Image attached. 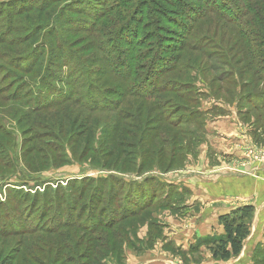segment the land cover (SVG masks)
I'll return each mask as SVG.
<instances>
[{"label":"rangeland","instance_id":"rangeland-1","mask_svg":"<svg viewBox=\"0 0 264 264\" xmlns=\"http://www.w3.org/2000/svg\"><path fill=\"white\" fill-rule=\"evenodd\" d=\"M8 1L10 3L17 0ZM33 1L35 0H23L24 4L21 7L32 5L34 4ZM55 1L48 8L32 10L28 14L16 19V21L22 24L20 32L13 33L9 38H28L29 31H27V28H30V30L34 28L36 31V33L33 32V35L36 37L34 40V51L41 46L45 48L51 43L52 40H48L44 36L45 33H51L52 38L60 43L66 38L69 43L74 42L73 46L75 49H81L87 42L84 39L85 36L79 32L72 31L70 29L71 24L68 22L77 18L79 21L75 22V24L90 29L91 25L88 24L89 22H86L89 19L90 13L100 12L101 10L106 11V4L107 6L115 5L116 7L112 9H115L116 12L112 11L111 16L114 20H117L118 11H122L124 5L121 2L123 0ZM133 1L138 4L145 0ZM259 1L230 0L224 1V5L229 12L230 9L238 10L240 7L249 8L254 4H258ZM7 2L6 0H0V4ZM158 2L162 5L163 9L160 8L161 10L170 9V6H168L169 0L164 2L158 0ZM219 2L221 4L223 0ZM69 6L71 8H68ZM9 8L8 6L4 9L5 16L8 14ZM130 8H134L132 2L130 3ZM79 9L83 12L79 11ZM70 10L74 11L71 12ZM78 11L87 15H81ZM134 15L143 21V23L142 21L140 22L142 23L141 27H136L135 30L137 31V35H140L141 39L143 38V41L147 40L148 32H150V42L152 44H155L156 36L164 35L167 39L163 42V45L170 48L168 51L173 50V53L167 52L164 56L171 58L177 55L176 52L178 51L176 50L181 42L179 32L182 34L177 27H172L169 25L170 23L167 24L166 20L159 17L158 24L151 27L149 25V29H147L148 25L140 17V13L139 15ZM230 17L232 18V15ZM169 20H175V18L171 16ZM132 25L134 26L135 23H132ZM218 27H224L226 31L222 33L219 31L217 35L210 34L211 39L205 45V54L207 56L209 54L211 59L204 58L203 63L202 57L196 59V66L200 63H202V66L191 72L195 85L179 90L180 92H184L188 98L184 101L178 99L177 95H161V99L164 102L161 111H156V108H152L151 112H148L146 106L145 111L141 114L134 112L131 115L132 118L126 121V124H128L126 130H132L131 136L123 135L122 137L121 134L118 136V141L125 143L123 147H116L115 143L118 141H114V144L105 143L107 139L104 133L100 134V132L96 133V136H88L90 143L86 145L85 139L78 138L83 133L79 132L81 131L80 124L82 123V118L75 122L70 133L69 128L67 130L61 129V133L59 131L60 127L57 124L54 126L55 131H49L48 129L37 128L31 124L18 123V120H12L15 117L13 113H16V108H14V111H11L9 107H15L13 103H7L4 105V109H0V115L3 116L2 118L5 123L3 133H10L11 137V143L8 147L5 137L0 140L2 144L0 146V154L2 155L3 151L6 150V158L4 160L1 159L2 165L0 167V264H68L69 257L66 254H71L66 253L64 257L61 254H55L56 248L52 247L53 250L50 248V251H44L39 247V244L55 240V237L47 235L44 233L45 231L43 232V229L55 227L56 223L53 222L55 215L54 211H49L50 208L45 207L43 209L45 205L42 204L43 201L39 200V202L34 203L32 200L35 197H40L42 195L40 194L41 191L46 188L48 198L54 197L56 193H54L53 186L56 187L62 184L65 186L72 180H86L89 178L91 180H98L102 178L107 179V177L115 180L121 179L123 183L124 181H134L142 184L138 186L139 191L136 196H140L141 192L143 195H146L147 191H149L150 201H153L154 204L151 207L149 205L145 206V210L142 213L126 224L124 232L128 239L119 244L115 253L110 252L108 254L105 264H264V243L252 247L250 241H248L243 252L237 258L221 261L213 257L211 251L212 245L207 244L208 240H217L225 235L223 227L219 225V220L218 226L213 227L210 234L204 237H197L196 228L212 219V214L215 217L225 215L223 210H221L222 206L224 208V202L214 203L208 198L207 184L198 183L197 189L199 192H193L195 188L192 183H185V181L194 176L203 177L205 182H208V178L213 176L208 173L207 166H200L196 161L199 156V147L202 143L206 144L209 140L207 128L209 127V123L219 116H226L230 112H235L244 124H247L253 130H257L258 137H254V140L259 150L264 149V120L261 123L256 122L255 115L248 113L252 105L239 102L240 98L250 96L252 100L254 97L256 98L253 102L259 101L263 104L264 83L258 82L249 73L244 74L242 78L238 77V74L231 70L233 66L230 67L226 64L227 61L236 67V60H240L239 56L235 60L234 49H237L235 45L237 44V39L234 34V27L231 24L219 21ZM254 27L256 29L259 28L257 25H254ZM163 28H167L168 31L172 30V33L170 34V32ZM68 31L71 33L68 34ZM258 33H260V30ZM260 42L261 39L259 40ZM44 48L41 50H44ZM259 51L264 52L261 48ZM39 52L34 53L33 56L36 57V54ZM44 52V56H46L48 51L44 50ZM138 52H142L147 56V43L142 45L138 49ZM222 52H226V60L223 58ZM85 54L83 55L87 58L89 54ZM187 54L188 52L184 56ZM151 56H153V53ZM150 57L146 59V62L149 61ZM14 58L15 60L18 59V55L13 52L11 47L7 45L0 46V79L2 80V85L9 90V93L18 91L24 86L21 82V73L13 67ZM33 60L34 57H31L30 61L26 64L30 65ZM256 62H259V64L254 65L252 68H255L257 65L261 66L260 63L264 64V59ZM248 63L247 58L246 61L242 60V65L237 66V69L239 68L240 70L242 67L248 65ZM89 66L91 67L92 65L89 64ZM69 69V66L59 63L54 65L51 70L56 75H59L60 79L58 80L60 81L63 80L62 78L65 79L67 77ZM217 78L223 80L224 83H212ZM165 79L178 80L180 82L186 81L178 73L170 74ZM38 81L40 82V80ZM59 81L52 82L49 80L43 86L38 85L32 88L35 93L42 92L38 97V101L33 103L32 106L44 104L63 95L66 86L58 83ZM246 83H249L246 88L240 87V85ZM29 90L26 88L24 93ZM170 99L174 100L169 101ZM124 109L126 108L123 107L122 110ZM112 116L103 115L102 118L106 120V118L109 119ZM164 119H169V122H173L176 129L167 125L163 121ZM131 122L136 124L141 122V126L137 130H133L132 128L135 126L131 125ZM46 124L53 125L50 122ZM146 126L148 131L144 133V127ZM151 128L156 129L150 131ZM182 130L184 132L188 131L193 136L187 135L183 137L180 135L177 138L176 135L178 132H182ZM159 131V138H154L155 133ZM163 132L167 133L166 137L168 140L175 136L177 138L176 142H170L169 144H165V146L162 145V137L165 134ZM148 134H150L149 136L153 135L150 140H147ZM37 135L38 137H36ZM200 139H202V142L197 144ZM181 146L185 148L184 152H181ZM86 147L85 152L84 149ZM161 149H163L162 152ZM34 150L40 151V155L35 153ZM26 151L32 158L39 156L46 161L37 172L26 171V164L23 160V153ZM109 151L114 152L115 159L108 156L103 158ZM173 152L175 153L174 158H172ZM209 153H211L210 150ZM54 156L63 159L62 161L58 159V162L54 163V160L52 162L50 159ZM97 156L101 157V159H97ZM8 162H10L8 166L14 167L15 171L12 167H4L3 164ZM187 171H195V173L189 175L183 174V172ZM230 173L220 172L216 173V175H234ZM236 175L239 176V174ZM150 180L152 181L151 183ZM158 182L164 185L158 186ZM227 187H230V185H227ZM48 188L50 189L48 190ZM66 188L59 189V191L66 190ZM57 196H60V194L57 193ZM88 196H90V191L87 193L86 198ZM236 201L244 205L251 204L252 202L255 203V206L258 208V217L257 208H255L256 215L251 229H254L256 233L257 229L259 230V227H257L258 223H262L260 228L264 225V197L262 198L261 196V198L242 201L238 198ZM260 213L262 216L261 220H259ZM22 222H24V225H22ZM30 229L37 232L22 234ZM82 235L80 233L78 236L81 238ZM193 235L195 236L193 237ZM41 237L43 240L38 243V239H41ZM183 237L188 238L185 240ZM59 243L60 240L57 239V245ZM113 244L115 246L116 242H113ZM95 245L97 246L99 243L97 244L96 242ZM80 252L81 250L78 251V254ZM79 261L82 264L83 261Z\"/></svg>","mask_w":264,"mask_h":264},{"label":"trees","instance_id":"trees-1","mask_svg":"<svg viewBox=\"0 0 264 264\" xmlns=\"http://www.w3.org/2000/svg\"><path fill=\"white\" fill-rule=\"evenodd\" d=\"M160 1L164 2L166 0ZM219 1L169 0L168 6H170V9L161 10L163 8L158 0H145L138 4L133 0H123L121 1L124 3L123 9L118 11L117 20H114L111 16L112 11L116 12L115 9H112L116 6H107L106 4V11L88 13L89 19L86 22L91 25L90 29L75 24V22L79 21L77 18L68 22L71 24V28H69L72 31L79 32L85 36L84 39L87 42L83 48L75 49L73 46L74 42L69 43L64 38L63 42L60 43L52 38L51 33H45L44 36L48 40L51 39V43L49 46L45 48L41 46L35 51L33 49L34 40L36 39L33 35L36 33L34 28L32 30L27 28V31H29L28 38H9L13 33L20 32L22 24L16 19L32 10L48 8L56 1L35 0L33 1L34 4L23 8L21 7L24 4L23 0L2 3L0 4V46L7 45L18 55V59L15 60L14 58L13 60L15 61L13 67L21 73V82L24 86L18 91L9 93V90L2 85V80L0 79V109H4V105L7 103H13L15 107L12 106L10 108L8 106L11 111L16 108V113H13L15 117L12 120H18V123L31 124L37 128L48 129L49 131H55L54 126L57 124L61 133V129L67 130L68 128L70 133L75 122L82 118L81 131L79 132L83 133L78 138L85 139L86 145L90 143L88 136H96L98 132L100 134L104 133L107 139L105 143L114 144V141H118L120 134L122 137L123 135L131 136L132 130H126L128 126L126 121L132 118L131 115L134 112L141 114L145 111L146 106L148 112H151L152 108H156V111H161L162 104H164L161 95H177L178 99L184 101L188 98L184 92L179 90L195 85L191 72L202 66L204 58L211 59L209 54L208 56L205 54V45L211 39L210 34L217 35L219 31H221L220 33L226 31L224 27H218L219 21L227 22L234 27V34L237 39V44H235L237 49H234L235 60L238 56L240 57L239 61L236 60V67L227 61L226 64L230 67L233 66L231 70L238 74V77L242 78L244 74L249 73L258 82L264 83V64L260 63L261 66L257 65L252 68L254 65L259 64L256 61L264 59V52L259 51L260 48L264 50V0H260L258 4H254L249 8L240 7L238 9L236 7L238 10L230 9L229 12L224 5V1L230 0H223L221 4ZM251 1L254 2L255 0ZM131 2L134 6L132 9L130 8ZM8 6L10 10L5 16L4 9ZM68 8H71V6ZM79 11L82 10L79 9ZM79 11L78 13H81ZM139 13L140 17L147 23V29H149V25L151 27L158 24L159 17H162L163 20L167 21V24L170 23L169 25L174 28L177 27L182 32V34L179 32L181 42L176 50L178 52L175 51L177 55L171 58L164 56L167 52L173 53V50L168 51L170 48L163 45V42L167 39L164 35L156 36L155 44L150 42V32L147 33V40L144 41L143 38H140V35H137L136 27L140 28L143 23L140 18H136L134 15H139ZM158 14L159 16L157 17ZM81 15L87 14L81 13ZM230 15H232V18ZM171 16L175 20H169ZM141 21L142 23H140ZM132 23H135V25L133 26ZM254 25L259 28L256 29ZM163 29L168 31L167 28ZM259 30L260 33H258ZM168 32L171 34L172 30ZM70 33L68 31V34ZM260 35L261 37H259ZM260 39L261 42L259 43ZM145 43H147V56L142 52H138V49ZM42 47L48 51L46 56H44V50H41L43 49ZM36 52L39 53L35 57L33 55ZM187 52L188 54L184 56ZM85 53L89 54L87 58L83 55ZM152 53L153 56H151ZM222 54L226 60V52H222ZM31 57H34V60L30 65H27L26 63L30 61ZM149 57V61L146 62ZM198 58L202 59V63L196 66L195 63ZM246 58L249 62L248 65L240 70L239 68L237 69V66H241L242 60L246 61ZM59 63L70 67L67 77L65 79L62 78L63 80L60 81L58 80L60 79L59 75H56L51 70L54 65ZM89 64L92 66L90 67ZM173 73H178L186 81L180 82L178 80L165 79L166 76ZM49 80L52 82L59 81L58 83L64 84L66 86L64 94L44 104L32 106L33 103L38 101V97L42 93L38 88L36 90L39 92L35 93L32 88L38 85L43 86ZM213 82L224 83L223 80L218 78L214 79ZM248 84H242L240 87L246 88ZM26 88L30 90L25 92V94ZM254 99L256 98L254 97ZM172 100L174 99L169 101ZM253 100L252 97L246 96L240 98L239 102L252 105L248 113L254 114L256 122L261 123L264 120V103L253 102ZM123 107L126 109L122 110ZM103 115L113 116L104 120L102 118ZM2 117L0 115V140L5 137L8 147L11 143V137L10 133H3L5 123ZM163 121L173 129H176V126L173 122H169V119H164ZM47 122L53 125L46 124ZM140 123L131 122V125L135 126L132 129L137 130L141 126ZM144 128V133H146L148 131L146 129L147 126ZM155 129L151 128L150 131ZM252 133L255 138L258 137L257 130H253ZM149 135H147V140H150L153 136ZM180 135L183 137L187 135L193 136L188 131L184 132L183 130L178 132L177 138ZM159 136L160 131L155 133L154 138L157 137L158 139ZM166 136L167 133L162 137V145L165 146V144L170 142H176L177 138L175 136L170 140ZM57 140L60 141L59 138ZM201 142L202 139L197 144ZM115 144L117 148L125 145V143L119 141ZM86 149L87 147L84 149L85 152ZM34 151L40 155V151ZM162 151L163 149H161ZM184 151L185 148L182 147L181 152ZM5 152L6 150L3 151L2 155L0 154V167L2 165L1 159L4 160L6 158ZM105 155L103 158L107 156L116 158L113 151H109ZM172 155V158H174L175 153L173 152ZM50 159L56 163L58 159L62 161L63 158L54 156ZM97 159H101V157L97 156ZM23 160L26 164L27 172H37L46 163L42 157L32 158L27 151L23 153ZM9 163L3 164L4 167H12L8 166ZM12 168L15 171V168ZM157 184L158 186L164 185L161 182ZM141 185L134 181H124L123 183L121 179L115 180L108 177L107 179L98 180L89 178L86 180H72L65 186L64 184L53 186L56 194L51 198L46 195L47 188L41 191L40 194L42 195L35 197L32 201L34 203L39 202V200L43 201L42 204H45L43 209L47 207L50 208L49 211H54L53 222L56 225L54 228L43 229L44 233L55 237V240L51 241L52 243L49 241L39 244V247L44 251L56 248V255L61 254L64 257L66 255L69 257L68 264H81L79 260L83 261L82 264H105L108 254L110 252L115 253L119 244L128 239L124 232L126 224L142 213L145 210V206L149 205L151 207L154 204L153 201H150L149 191H147L146 195L141 192L140 196H136L139 191L138 186ZM64 187H67L66 190L60 192L59 189H64ZM89 191L90 196L86 198ZM57 193L60 196H57ZM255 215V207L246 205L219 217V225L223 227L225 235L217 240H208L209 242L207 243L212 245L211 251L215 259L229 261L241 255L244 243L251 234V226ZM22 225H24V222H22ZM35 232L37 231L30 229L22 234ZM80 233L83 234L81 238L78 236ZM39 239L38 243L42 242V237ZM57 239L60 240L59 245H57ZM96 242L99 245L96 246ZM113 242H116L115 246ZM79 250L81 252L78 254Z\"/></svg>","mask_w":264,"mask_h":264},{"label":"crops","instance_id":"crops-1","mask_svg":"<svg viewBox=\"0 0 264 264\" xmlns=\"http://www.w3.org/2000/svg\"><path fill=\"white\" fill-rule=\"evenodd\" d=\"M208 126L209 140L206 144L202 143L199 147V156L196 162L200 166H207L208 173L213 176L208 178V182H205L203 177L192 176L193 178H189L185 183H192L195 188L193 192H199L197 189L198 183L207 184L208 198L214 203L224 202V208L223 206L221 208L224 214L246 205H252L257 208L254 202L244 205L236 201L238 198L242 201L264 197V163L257 161L254 157L259 147L254 140L253 129L244 124L235 112L217 117ZM209 146L211 147L209 148ZM209 150L211 153H209ZM220 172H231L234 175H216V173ZM192 173H195V171L183 172V174L187 175ZM236 174H239V176ZM227 185H230V187H227ZM195 195L197 196V194ZM212 215V219L202 223L199 227L197 226V237H204L210 234L211 229L218 226L219 216L215 217L214 214ZM261 217L260 213V219H258L261 220ZM261 224L260 222L258 223L257 227H259V230L257 229L256 233L254 229H251L252 234L245 242L244 247L248 241L251 242L252 247L264 243V225L260 228ZM186 238L184 239L186 240Z\"/></svg>","mask_w":264,"mask_h":264},{"label":"built area","instance_id":"built-area-1","mask_svg":"<svg viewBox=\"0 0 264 264\" xmlns=\"http://www.w3.org/2000/svg\"><path fill=\"white\" fill-rule=\"evenodd\" d=\"M257 161L263 162L264 163V149L257 151V154L254 156Z\"/></svg>","mask_w":264,"mask_h":264}]
</instances>
